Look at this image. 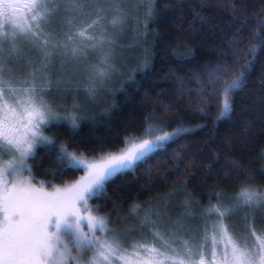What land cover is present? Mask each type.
Masks as SVG:
<instances>
[{"label":"snow or ice","instance_id":"obj_1","mask_svg":"<svg viewBox=\"0 0 264 264\" xmlns=\"http://www.w3.org/2000/svg\"><path fill=\"white\" fill-rule=\"evenodd\" d=\"M122 2L0 0V153L6 150L12 156L7 162L0 160V264H264V230L249 228L248 235L240 237L224 223L237 208L264 207V189L243 185L230 198L233 205H210L203 217L206 221L213 216L216 219L204 225L199 238L185 239L175 231L162 232L146 216L145 223H152L155 229L152 239L141 237L127 247L120 234L108 227L109 217L96 214L99 205L89 204L90 200L103 197L107 184L117 176L146 163L170 142L191 131L182 125L171 131L149 125L141 136L125 137L124 147L116 151L101 149L91 156L68 151L62 145L55 158L58 171L71 169L83 171L84 175L62 186L36 181L28 160L35 157L38 146L54 145L43 134V127L62 118L60 109L45 98L53 82L52 70L57 61L63 71L69 64L86 58L89 52L107 47L109 51L99 60L100 67L93 66V80L110 77L115 70L111 51L114 38L128 17L123 7L108 6ZM138 3L148 5L144 21L147 27L156 0ZM20 12L25 15L19 16ZM196 15L204 20L201 13ZM229 15L241 26H247V16H237L235 11ZM54 23L60 25L59 31L53 30ZM256 23L264 28V18ZM252 39L259 43L249 44L244 52L245 62L238 70L234 71V64L223 61L207 73V87L198 78L200 100L216 104V121L230 119L234 94L242 90L256 55L264 50V34L257 32ZM235 40L238 45L243 37L237 34ZM22 45L35 50L38 63L25 58ZM232 51L238 62L240 49L233 47ZM20 60L28 64L29 70L14 80L15 69L11 65ZM198 110L207 115L204 108ZM77 119L71 117L73 128L77 127ZM231 163L238 165L235 160ZM48 174L56 176L51 171ZM97 232L102 236L98 237ZM65 234L71 235V246L64 243ZM89 250L92 255L87 260L72 255L73 251Z\"/></svg>","mask_w":264,"mask_h":264},{"label":"trees","instance_id":"obj_2","mask_svg":"<svg viewBox=\"0 0 264 264\" xmlns=\"http://www.w3.org/2000/svg\"><path fill=\"white\" fill-rule=\"evenodd\" d=\"M147 7L142 4L134 14L130 12L123 32L116 35L111 49L115 70L110 77L97 78L92 98L80 97L75 108L66 105L62 118L45 128L54 145L38 146L35 157L28 160L36 181L62 186L84 174L58 171L55 158L62 145L91 156L101 149L124 147L125 137H139L149 125L167 131L178 125L191 129L146 163L117 176L107 184L103 197L89 201L99 205L98 214L109 217L114 227L135 220L139 211L151 216L157 204L170 211L182 203L190 220L194 215L204 218L212 204L233 205L230 198L241 186H264V50L256 55L242 90L234 94L230 119L216 121V104L201 102L198 82L199 78L207 87V73L223 61L234 64V71L245 62L249 44L259 43L252 39L254 34H264L256 23L264 18V0H156L145 27ZM233 11L247 16V26L229 15ZM237 34L243 37L238 45ZM233 47L240 49L238 62ZM74 116L78 117L75 128ZM49 171L56 173L55 178Z\"/></svg>","mask_w":264,"mask_h":264},{"label":"rangeland","instance_id":"obj_3","mask_svg":"<svg viewBox=\"0 0 264 264\" xmlns=\"http://www.w3.org/2000/svg\"><path fill=\"white\" fill-rule=\"evenodd\" d=\"M141 5L142 4L138 3V0H123L120 5H109L108 7H123L127 13V23L130 18V12L134 14L136 8ZM24 15V12L19 13V16L21 17ZM53 25H56V23H54ZM53 30L59 31V28H53ZM121 32L123 31L120 30L119 33L121 34ZM115 41L116 40L114 38V42ZM22 47L26 59L30 61H35L36 59H38L35 50L24 45H22ZM107 51H109V49L105 47L103 50L97 49L95 52H89L86 58H83L79 61V63H81V66L79 67H81V69L77 67V63H74L69 64L67 67L68 69L61 71L60 68H57L59 67V61H57L54 70L58 71L54 72V70H52L51 79L53 82L51 87L48 89L45 98L54 108L60 109L59 115L63 113V110L66 105H71L73 106V108H75L77 104H79L80 97L84 96L86 99H88L92 98L95 95V91L98 85L96 82L98 80H93V66L100 67L99 60L102 57L103 53ZM83 62H86V71H84L83 69ZM11 66L15 69V73L13 74L14 80L16 77H22L29 70L28 64H26L24 60L15 62ZM90 89H94V93L90 91ZM49 125L50 124L43 127V134L47 137L48 135L45 132V128ZM10 159H12V156L6 150L3 153H0V160H2L3 162H7ZM25 175H27V173H25ZM258 189H264V186ZM181 204L182 203H178L176 208L170 211L168 209H165L167 206L162 207L157 204L156 207L154 206L155 209L152 211L153 214L151 216L147 215L145 211H139L135 220L131 219V221L128 222L127 219L122 227H114L110 224L108 225V227L112 230V232L120 234V237L124 241L126 247L128 244L139 240L141 237H145L149 240L152 239V232L155 229L152 223H145L146 216L148 217L149 221H155L156 228H158L162 232L175 231L178 232V234L185 239L190 238L192 236H196L197 238H199V236L203 232L204 225L206 223L209 225L211 223H214L216 219L215 216H213L210 220L206 221L204 218H197V216L194 215L190 220V211L187 210L186 207L184 208V206H182ZM164 211L167 213L164 214ZM84 214L86 215V213ZM162 214L164 215L161 216ZM224 223L228 226L229 230L236 236H247L249 228L255 229L257 232H260L261 230H264V207L254 209L237 208L233 215L225 219ZM142 226H145L146 228L143 229ZM84 231L87 232V228H85ZM96 235L98 237L102 236V234L99 232H97ZM63 239L64 243H67L69 244V246H71L72 237L70 234H65ZM173 246L178 247V245ZM72 255L82 257L84 260H87L89 257H91L92 251L89 250L86 253L73 251Z\"/></svg>","mask_w":264,"mask_h":264}]
</instances>
